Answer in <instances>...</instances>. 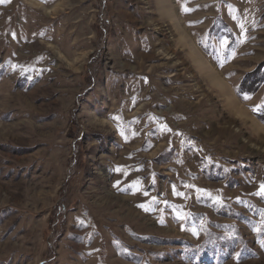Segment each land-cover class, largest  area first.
Masks as SVG:
<instances>
[{
  "label": "rangeland",
  "instance_id": "374dc122",
  "mask_svg": "<svg viewBox=\"0 0 264 264\" xmlns=\"http://www.w3.org/2000/svg\"><path fill=\"white\" fill-rule=\"evenodd\" d=\"M263 62L264 0L0 2V264H264Z\"/></svg>",
  "mask_w": 264,
  "mask_h": 264
},
{
  "label": "bare ground",
  "instance_id": "6f19581e",
  "mask_svg": "<svg viewBox=\"0 0 264 264\" xmlns=\"http://www.w3.org/2000/svg\"><path fill=\"white\" fill-rule=\"evenodd\" d=\"M175 10V9H174ZM50 11H48V13H49ZM166 16L171 20V21H173L175 24L176 23H178L179 21H178V17H176V13L174 14V12H172V10L171 11H169V14H166ZM178 16V15H177ZM179 30V32H180V35H181V37H182V39H185L186 37H187V35H185L184 33H183V31H181L180 30V28L178 29ZM187 40V39H186ZM190 53L193 55V56H195V57H193L192 58V60L194 61V63H196V67H199V69H198V71L199 72H201L203 75H206L207 77H209L210 78V80H212L213 81V84L215 85V86H220V87H223V88H225V86H227V85H225L226 83H225V81H223V79L220 77V74L218 73V72H216L214 69H212V66L211 65H209V63L205 60V58L203 57V55H201L200 53H199V51L197 50V48H196V46H192L191 47V49H190ZM214 70V71H213ZM228 88V87H227ZM228 91H230L229 90V88H228ZM232 94V93H231ZM232 96V97H231ZM230 97H229V103H228V105H229V108H230V110L233 112H237V114L238 113H243V114H247L246 112V110L243 108V107H241L240 105H238V102L237 101H235V97L233 96V95H231ZM5 99V98H4ZM243 116V115H242ZM246 120H247V118H246ZM245 120V121H246ZM252 121V124L254 125V124H256L257 125V127H258V123L256 122V121H254V120H251ZM255 126V125H254ZM260 127V126H259ZM264 129V128H263Z\"/></svg>",
  "mask_w": 264,
  "mask_h": 264
},
{
  "label": "trees",
  "instance_id": "16d2710c",
  "mask_svg": "<svg viewBox=\"0 0 264 264\" xmlns=\"http://www.w3.org/2000/svg\"><path fill=\"white\" fill-rule=\"evenodd\" d=\"M257 69L245 74L242 79L238 87V94L242 99L246 95L254 94L264 82V62ZM257 116L264 121V105L261 107V110L257 112Z\"/></svg>",
  "mask_w": 264,
  "mask_h": 264
},
{
  "label": "crops",
  "instance_id": "0c3cea01",
  "mask_svg": "<svg viewBox=\"0 0 264 264\" xmlns=\"http://www.w3.org/2000/svg\"><path fill=\"white\" fill-rule=\"evenodd\" d=\"M167 3V2H166ZM165 3V4H166ZM165 8V7H164ZM175 9V7L174 6H172L170 3L168 4V7L165 9V11H164V15H166V14H169V11H171L172 10V12H174V14L176 13V10H174ZM165 17V16H164ZM177 17V16H176ZM166 18L167 19H169L167 16H166ZM178 19V21H180L179 20V18H177ZM169 21L171 22V20L169 19ZM172 23V22H171ZM173 24V23H172ZM178 23H176V25H177ZM173 25H175V24H173ZM202 54V53H201Z\"/></svg>",
  "mask_w": 264,
  "mask_h": 264
},
{
  "label": "snow or ice",
  "instance_id": "6c2138e0",
  "mask_svg": "<svg viewBox=\"0 0 264 264\" xmlns=\"http://www.w3.org/2000/svg\"><path fill=\"white\" fill-rule=\"evenodd\" d=\"M0 2H4V0H0ZM245 98L247 99L248 97H245ZM259 194L264 195V185L261 186V190H260V193Z\"/></svg>",
  "mask_w": 264,
  "mask_h": 264
}]
</instances>
